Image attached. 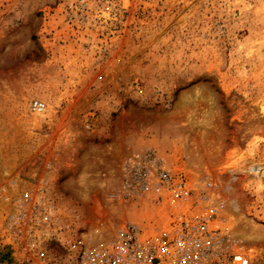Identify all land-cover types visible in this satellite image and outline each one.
<instances>
[{
  "label": "rangeland",
  "instance_id": "obj_1",
  "mask_svg": "<svg viewBox=\"0 0 264 264\" xmlns=\"http://www.w3.org/2000/svg\"><path fill=\"white\" fill-rule=\"evenodd\" d=\"M147 148L215 182L264 264V0H0V176L50 175L48 161L73 153L63 189L85 165ZM116 209L162 213L144 200ZM0 264L16 263L0 252Z\"/></svg>",
  "mask_w": 264,
  "mask_h": 264
},
{
  "label": "built area",
  "instance_id": "obj_2",
  "mask_svg": "<svg viewBox=\"0 0 264 264\" xmlns=\"http://www.w3.org/2000/svg\"><path fill=\"white\" fill-rule=\"evenodd\" d=\"M46 107L30 102L35 113ZM69 158L48 161L50 175L0 176V252L16 264H252L215 182H191L147 148L92 176L85 165L79 183L62 189L61 169L77 164ZM137 200L160 209L159 220L113 216Z\"/></svg>",
  "mask_w": 264,
  "mask_h": 264
},
{
  "label": "bare ground",
  "instance_id": "obj_3",
  "mask_svg": "<svg viewBox=\"0 0 264 264\" xmlns=\"http://www.w3.org/2000/svg\"><path fill=\"white\" fill-rule=\"evenodd\" d=\"M250 257H252V258H253V262H254V257H253V256H250ZM253 262H252V263H253Z\"/></svg>",
  "mask_w": 264,
  "mask_h": 264
}]
</instances>
